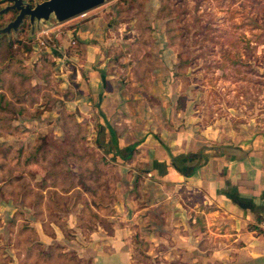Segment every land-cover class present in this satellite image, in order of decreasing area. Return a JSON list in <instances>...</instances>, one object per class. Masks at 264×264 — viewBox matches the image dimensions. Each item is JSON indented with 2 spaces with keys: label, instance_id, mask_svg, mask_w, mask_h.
I'll return each mask as SVG.
<instances>
[{
  "label": "rangeland",
  "instance_id": "1",
  "mask_svg": "<svg viewBox=\"0 0 264 264\" xmlns=\"http://www.w3.org/2000/svg\"><path fill=\"white\" fill-rule=\"evenodd\" d=\"M98 8L105 49L131 76L148 85V51L171 46L190 60L177 110L196 109L216 136L242 126L264 134V0H109L88 11ZM15 13H1L0 27ZM73 18L31 28L25 17L0 36V264H92L85 244L110 233L124 193L135 200L143 190L140 165L96 147L92 108L75 86ZM182 195L180 206L199 202Z\"/></svg>",
  "mask_w": 264,
  "mask_h": 264
},
{
  "label": "crops",
  "instance_id": "2",
  "mask_svg": "<svg viewBox=\"0 0 264 264\" xmlns=\"http://www.w3.org/2000/svg\"><path fill=\"white\" fill-rule=\"evenodd\" d=\"M80 16L70 30L80 49L78 99L92 108L96 147L140 165L143 185L140 199L121 196L110 233H96L82 253L92 264H264V134L242 126L216 136L196 109L177 110L190 60L179 68L171 46L151 47L147 85L107 53L102 9ZM112 136L121 155L133 146L129 159L115 155ZM185 193L199 202L180 206Z\"/></svg>",
  "mask_w": 264,
  "mask_h": 264
},
{
  "label": "water",
  "instance_id": "3",
  "mask_svg": "<svg viewBox=\"0 0 264 264\" xmlns=\"http://www.w3.org/2000/svg\"><path fill=\"white\" fill-rule=\"evenodd\" d=\"M8 2L0 8V14L8 10L15 11L13 19L0 27V36L15 32L19 24L26 17L31 28L33 25L42 24L49 26V20L56 23L63 22L79 16L88 10L99 6L109 0H42L32 6L24 0H4Z\"/></svg>",
  "mask_w": 264,
  "mask_h": 264
},
{
  "label": "trees",
  "instance_id": "4",
  "mask_svg": "<svg viewBox=\"0 0 264 264\" xmlns=\"http://www.w3.org/2000/svg\"><path fill=\"white\" fill-rule=\"evenodd\" d=\"M76 44H77V43H76ZM76 44H75V45H76ZM182 58L186 59V57H184V55L182 56ZM187 62H189V61H187ZM187 62H185V63H187ZM185 63L182 62V63L179 65V68H182V66H184ZM111 144H112V146H114V148H115V155H117L118 157L122 158L123 160H127V159H129V158L131 157L132 153L134 152V148H133V146H130V147H128V149L126 150L125 155H121V152H120V151L117 149V147L115 146V141L113 140V136H112V139H111Z\"/></svg>",
  "mask_w": 264,
  "mask_h": 264
},
{
  "label": "built area",
  "instance_id": "5",
  "mask_svg": "<svg viewBox=\"0 0 264 264\" xmlns=\"http://www.w3.org/2000/svg\"><path fill=\"white\" fill-rule=\"evenodd\" d=\"M68 43L70 46H75L74 39H68Z\"/></svg>",
  "mask_w": 264,
  "mask_h": 264
}]
</instances>
